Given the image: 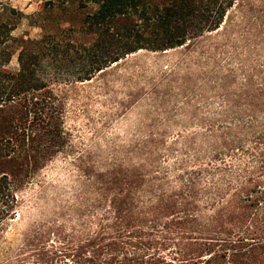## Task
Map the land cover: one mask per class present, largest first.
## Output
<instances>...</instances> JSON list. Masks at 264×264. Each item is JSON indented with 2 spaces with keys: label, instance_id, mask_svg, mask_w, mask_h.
I'll return each mask as SVG.
<instances>
[{
  "label": "trees",
  "instance_id": "16d2710c",
  "mask_svg": "<svg viewBox=\"0 0 264 264\" xmlns=\"http://www.w3.org/2000/svg\"><path fill=\"white\" fill-rule=\"evenodd\" d=\"M236 2L46 0L39 19L29 18L43 31L38 38L15 36L28 18L0 2V229L15 219L20 195L68 154L82 174L84 202L105 208L89 241L95 258L106 255V264H264L263 176L244 165L250 176L234 187L231 166L210 163L175 166L170 180L148 174L132 155L104 170L87 150L78 153L68 124L71 90L79 84L133 55L188 47L219 31ZM54 12L66 18L52 26ZM239 99L253 119L264 114V87ZM251 125L207 134L216 140L214 158L223 163L227 154L245 151ZM258 135L255 140H264ZM254 159L264 175V151ZM204 174L210 183L203 184Z\"/></svg>",
  "mask_w": 264,
  "mask_h": 264
},
{
  "label": "rangeland",
  "instance_id": "374dc122",
  "mask_svg": "<svg viewBox=\"0 0 264 264\" xmlns=\"http://www.w3.org/2000/svg\"><path fill=\"white\" fill-rule=\"evenodd\" d=\"M0 2L28 18L15 36L40 37L42 29L29 18L39 19L46 0ZM50 16L52 26L66 18L59 12ZM263 87L264 0H237L219 31L188 47L133 55L79 84L71 90L68 124L82 149L78 153L87 150L104 170L126 155L147 165L148 174L170 180L178 165L228 164L237 187L250 176L244 165L264 177L254 159L264 151V140H255L264 133V114L253 119L239 99ZM253 121L255 131L241 135L246 150L227 154L223 163L216 160V140L206 135L227 126L253 127ZM73 158L60 156L20 195L15 219L0 229V264H106L107 256L95 258L89 243L105 208H93L80 196L82 174ZM205 175L201 179L208 184Z\"/></svg>",
  "mask_w": 264,
  "mask_h": 264
}]
</instances>
